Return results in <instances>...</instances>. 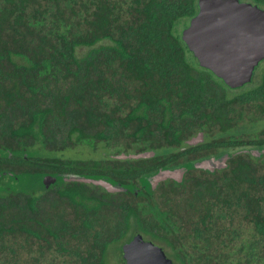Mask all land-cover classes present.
I'll return each mask as SVG.
<instances>
[{
	"label": "trees",
	"instance_id": "16d2710c",
	"mask_svg": "<svg viewBox=\"0 0 264 264\" xmlns=\"http://www.w3.org/2000/svg\"><path fill=\"white\" fill-rule=\"evenodd\" d=\"M197 2L0 0V173L56 179L0 192V264H112L136 233L175 264H264V153L239 152L264 148V129H249L264 118V68L230 88L199 66L181 38ZM35 144L103 151L71 160ZM227 152L224 168L192 166ZM180 166L181 181L145 180Z\"/></svg>",
	"mask_w": 264,
	"mask_h": 264
},
{
	"label": "water",
	"instance_id": "95a60500",
	"mask_svg": "<svg viewBox=\"0 0 264 264\" xmlns=\"http://www.w3.org/2000/svg\"><path fill=\"white\" fill-rule=\"evenodd\" d=\"M198 11L182 30L181 38L199 66L208 69L230 88H239L251 82L255 68L264 60V8L242 0H198ZM202 140V134L191 137L186 143L194 145ZM253 156L264 153V149H244ZM153 151L121 153L115 158H145ZM236 153H223L193 163L194 168L209 170L224 168L229 157ZM186 166L159 169L145 180L154 189L160 181H180ZM5 175L6 172L0 173ZM9 174V173H8ZM54 177L47 176L44 181ZM66 180L92 183L108 192L123 191L104 178L70 174ZM125 264H175L164 250L151 241H144L137 234L122 246Z\"/></svg>",
	"mask_w": 264,
	"mask_h": 264
},
{
	"label": "rangeland",
	"instance_id": "374dc122",
	"mask_svg": "<svg viewBox=\"0 0 264 264\" xmlns=\"http://www.w3.org/2000/svg\"><path fill=\"white\" fill-rule=\"evenodd\" d=\"M261 65L264 68V60L255 69L256 70L255 75L259 71V68ZM262 66H261V68H262ZM258 79L259 78L257 77L254 81L257 82ZM249 129L251 132H255V134L260 132L262 129H264V118L261 119L260 121H257L255 123V125H254V123L252 126L249 125ZM247 133H249V131ZM242 135H245V136H243L244 138H246V136H247L246 134H242ZM42 147L35 144L33 146H27V148L25 150L29 151L31 154H37V155L39 154L40 156H56V157H60L63 159H71V160H89V159H94V158L97 159V158H100V154H98V153H101L103 151V149L101 147L96 148L94 151H92V149L90 150L89 148H87L85 146L84 147L79 146L75 149H64L62 151H60V150L59 151H50V148L48 149L44 146H42ZM13 171L15 174L9 173V176H5V178L1 180V182H0V192L1 193L6 192L8 189L9 190H15V191H18V190L34 191L35 193L36 192L38 193L39 191L41 192V191L48 190L50 185H52V183L56 181V179L53 181L51 178H49L47 180V183H45L44 178L47 177L48 175H45V176L39 175L37 177L34 175H24L21 173H16L17 172L16 170H13ZM49 196H51V194H49ZM44 209H46L47 213H49V212L51 213V211H52V209H47L46 205L44 206ZM68 210H70V209L68 208ZM39 217L41 218V216H39ZM135 235H137V233ZM139 235L142 237L141 234H139ZM48 239L52 240V238H50V237H48ZM143 240L146 241L145 239H143ZM122 246L119 244L117 247L113 248L111 253L109 251V254H112V256H110V260H109L110 263L119 264V259L123 258ZM165 254L167 255V257L172 259L170 254L167 251H165Z\"/></svg>",
	"mask_w": 264,
	"mask_h": 264
},
{
	"label": "flooded vegetation",
	"instance_id": "af4514ba",
	"mask_svg": "<svg viewBox=\"0 0 264 264\" xmlns=\"http://www.w3.org/2000/svg\"><path fill=\"white\" fill-rule=\"evenodd\" d=\"M202 140H203V135H202ZM202 140H201V141H202ZM201 141H200V142H201ZM250 148H252V147H250ZM262 149H264V148H262ZM262 149H258V150H262ZM243 150H244V149H243ZM227 153H228V152H227ZM211 157H212V156H211ZM216 157H217V156H216ZM208 158H209V157H208ZM201 160H202V159H201ZM184 174H185V173H184ZM184 174H183L182 178L184 177ZM8 175H9V174H8ZM45 175H48V176L54 177V176H52V174H44V176H45ZM3 176H4V177H3L2 179L5 178L6 174L3 175ZM54 178H55V177H54ZM182 178H181V180H182ZM2 179H1V180H2ZM166 180H168V179H166ZM166 180H163V181H166ZM173 180H174V179H173ZM181 180H180V181H181ZM163 181H160L159 183H161V182H163ZM175 181H176V180H175ZM0 182H1V181H0ZM53 183H54V182H53ZM53 183H52V185H53ZM159 183H158V184H159ZM158 184H157V185H158ZM52 185H50V186H52ZM48 187H49V186H48ZM125 190H126V188H125ZM125 190H123V191H125ZM106 191H107V190H106ZM132 191L135 192L134 190H132ZM117 192H118V191H117Z\"/></svg>",
	"mask_w": 264,
	"mask_h": 264
}]
</instances>
